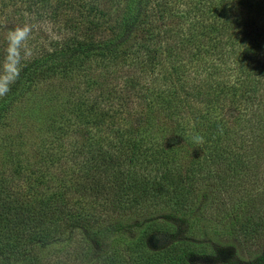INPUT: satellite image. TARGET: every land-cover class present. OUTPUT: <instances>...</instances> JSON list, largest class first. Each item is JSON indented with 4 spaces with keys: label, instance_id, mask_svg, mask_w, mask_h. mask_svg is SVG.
Instances as JSON below:
<instances>
[{
    "label": "trees",
    "instance_id": "obj_1",
    "mask_svg": "<svg viewBox=\"0 0 264 264\" xmlns=\"http://www.w3.org/2000/svg\"><path fill=\"white\" fill-rule=\"evenodd\" d=\"M24 1L25 11L1 13L6 19L27 13L30 26L61 19L63 27L35 39L25 60H14L7 90L0 94V126L12 104L41 82L82 72L88 93L78 107L120 106L123 97L143 90L148 111L157 109L175 126L187 120L175 141L203 158L183 160L162 138L143 136L142 122L150 128L166 123L150 114L118 129L126 145L103 155L105 143L90 135L100 125V111L84 125L89 135L84 146L91 154L82 163L83 180L69 196L64 186L47 196L25 193L21 186L14 191L0 178V264H69L59 257L77 235L84 254L108 238L115 246L126 240L134 264H166L173 257L171 264H188L199 251L220 245L217 235H223L239 241L247 254L225 252L223 264H264V0H180L188 4L184 10L174 8L175 0H118L114 19L85 22L81 36L68 33L62 0ZM139 30L147 32L141 40ZM13 58L4 56L0 64ZM130 69L140 76L150 73L156 84L127 74L117 85ZM122 147L125 156L132 155L127 158L134 161L132 168L117 169ZM105 166L111 167L112 182L92 186L90 179ZM208 184L214 188L211 197ZM88 189L91 209L76 206L74 194ZM158 234L163 242L170 240L162 252L147 241ZM98 259L110 264L112 256Z\"/></svg>",
    "mask_w": 264,
    "mask_h": 264
},
{
    "label": "rangeland",
    "instance_id": "obj_2",
    "mask_svg": "<svg viewBox=\"0 0 264 264\" xmlns=\"http://www.w3.org/2000/svg\"><path fill=\"white\" fill-rule=\"evenodd\" d=\"M179 1H174V8L184 10L188 7L187 3H179ZM62 2L60 5L61 18L64 19L65 17L63 16L65 15L69 17L68 24L71 26V30L68 27L67 30L69 34L75 36L78 35L77 33L81 29L84 30L86 26L85 22L88 24L103 23L106 16L111 20L114 19L118 0H62ZM26 4L24 0H0V61L4 56L14 57L11 59L12 63L9 64L4 61L0 64V82L7 83L8 78L12 76V68L17 63L14 60H25V58L29 57L32 45L36 41L35 39L42 40L45 35L51 34L53 30H57V27H63L61 19L56 21V25L52 24L48 20L49 18H45L39 23L30 26L27 13L24 15L13 14L10 19H6L3 13H1V11L9 12L18 7L25 11ZM73 10L76 11L71 13ZM201 16L199 15V17ZM25 28L27 31L18 37V42L13 45L9 39V34L16 29ZM147 29L150 30L151 28ZM31 30H34L37 33L34 34L39 37L36 36L35 38ZM64 30L67 34V30ZM146 33V31L139 30L136 34L137 40L144 38ZM79 34L81 36L83 33ZM10 48L14 49V51H10ZM100 68L101 66H98V69ZM193 68L196 69V65ZM124 72L115 81L117 85L119 83L120 85L123 84V79H126L127 74H137L139 80L144 84L145 82L152 84L157 80L150 73H144L143 76H140L135 69ZM159 83L161 82L159 81ZM87 85L82 72L69 78L58 75L41 82L25 94L23 98L19 101L16 100L12 104L11 109L8 111L6 117L3 118V123L0 126V178H7L11 189L14 188V191H16L21 186L25 193L32 194L36 191V194L39 192L41 196H47V194L59 192L62 186H64L63 188H67L65 191L67 193L66 196H69V191L83 180V176L81 178L84 172L82 163L88 160L91 154L89 147H85L89 143L84 141V139L88 138L89 135L86 137L87 133L85 132L84 125H86L87 119L97 117L98 113L102 110L103 117L101 116L100 125L90 135L93 136L91 138L100 137L102 142L105 143L104 147L101 148L103 155L108 154V150H111L112 147L126 145L125 138H122L125 134L120 136V132L131 124L132 121H135L137 117L140 116L139 118L144 119L147 114H150L153 115L154 119H158L159 122L166 121V123L160 125L158 128H150L149 123L142 122L140 126L142 129H145L144 134H142L143 136L152 134L146 136L156 135L162 138L161 141H164L166 146L177 149L176 155L178 157L183 158L184 155L183 160H197L196 158L199 160V158H203L202 153L201 155L198 153L196 155V151L193 153L184 143L179 146L175 141L178 133H181L182 129L188 124L187 120L184 118L179 122L180 125L177 124L178 126H175L176 123L174 125L172 121H169V116L159 115L157 109H154L152 112L148 111L150 110L149 104L145 103V100H142L143 90L140 93L141 95H137L132 99L128 97L124 98L121 94L124 100L118 101L120 106L118 104L109 105L108 102H105L103 106L97 107L96 105L92 106L86 103L90 105L88 109L86 104L78 107L79 102L88 93ZM94 90H97V88ZM113 91L111 90L110 94ZM116 93L120 95L119 91H116ZM94 95L92 97H96L97 94ZM114 100H116V97ZM93 110L96 114L92 113ZM129 110L131 115L127 113ZM163 126L167 127L165 131L162 130ZM118 129L122 130L117 132ZM163 132L165 133L163 134ZM88 141L90 142L89 139ZM109 145L112 146L109 147ZM143 145L144 143H142ZM107 146L109 148H105ZM120 150L118 155L122 156H119L120 165L117 169H124L125 165L132 168L134 161L130 162L127 159L132 155L128 154L125 156V147L120 148ZM111 174V167L105 166L89 182L92 183V186H94V182L101 185L108 180L111 183ZM208 187L210 188L208 195L210 194L211 197L213 194L211 190H214V188H212L211 184H208ZM88 192H90L89 189L85 195H78L80 193L74 194L73 200L76 206L91 209V196ZM96 214L100 215L98 212ZM102 218H104L103 220H107L105 219L106 216ZM205 219L206 221L210 220L209 218ZM188 221L187 223L190 225V220ZM77 236L73 238L74 245H71L68 252L59 257L61 260H66V263L79 264V261L82 260V264H99L100 259L98 258L111 255L110 264H134L133 256L135 253L130 252L127 247H124L126 240L124 244L115 246L112 243V239L108 238L102 247H97L96 250L92 249L87 254H84L79 249L80 246L78 244L81 236L78 238ZM199 236L201 237V235ZM217 236L220 245L207 247V250L199 251V253L189 258L188 264H223L221 259L226 255L225 252L235 254V251H239L240 256L247 258L242 245L235 238L223 237V235ZM129 238H132V236ZM160 240V234L154 235L147 240L151 250L162 252V249L167 247L170 242V240H167L164 243L161 240L162 243ZM261 249L262 246L260 251ZM175 259L176 257L169 259L166 264H171ZM101 261L104 262L102 259Z\"/></svg>",
    "mask_w": 264,
    "mask_h": 264
},
{
    "label": "clouds",
    "instance_id": "obj_3",
    "mask_svg": "<svg viewBox=\"0 0 264 264\" xmlns=\"http://www.w3.org/2000/svg\"><path fill=\"white\" fill-rule=\"evenodd\" d=\"M27 29H16L14 32L9 34V39L13 45H15L18 42V37L23 35ZM10 51H14V49L10 48ZM17 70H14V72ZM11 79V78H10ZM7 90V83L0 82V94H3Z\"/></svg>",
    "mask_w": 264,
    "mask_h": 264
}]
</instances>
